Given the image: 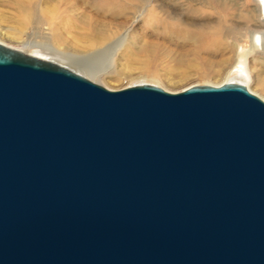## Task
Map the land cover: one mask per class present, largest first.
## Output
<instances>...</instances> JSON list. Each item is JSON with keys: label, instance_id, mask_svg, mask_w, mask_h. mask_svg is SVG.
<instances>
[{"label": "water", "instance_id": "95a60500", "mask_svg": "<svg viewBox=\"0 0 264 264\" xmlns=\"http://www.w3.org/2000/svg\"><path fill=\"white\" fill-rule=\"evenodd\" d=\"M0 264H264V102L0 44Z\"/></svg>", "mask_w": 264, "mask_h": 264}, {"label": "rangeland", "instance_id": "374dc122", "mask_svg": "<svg viewBox=\"0 0 264 264\" xmlns=\"http://www.w3.org/2000/svg\"><path fill=\"white\" fill-rule=\"evenodd\" d=\"M4 1L0 2V44L29 57L54 58L62 67L107 90L152 85L178 93L192 86L232 83L239 79L233 71L241 68L247 76L242 78L247 90L264 102V44L252 53L249 43L254 31L264 43L261 1L115 0L125 10L116 18L106 10L97 12V0L43 2L40 8L47 15L56 8L65 15L66 9L77 17L84 14L85 19L100 24L97 29L105 34L104 39L90 41L84 30L73 29L63 31L65 41L61 42L55 41V28L43 15L30 19ZM218 2L227 8L221 10ZM215 25L228 30L224 45L229 49L225 51L199 50L183 38L185 31L208 33ZM261 63L263 67L258 65Z\"/></svg>", "mask_w": 264, "mask_h": 264}, {"label": "bare ground", "instance_id": "6f19581e", "mask_svg": "<svg viewBox=\"0 0 264 264\" xmlns=\"http://www.w3.org/2000/svg\"><path fill=\"white\" fill-rule=\"evenodd\" d=\"M3 1L4 0H0L1 3ZM50 1L52 0H8L6 2H8L9 5L14 6L19 12H22L23 15H25L26 17L30 19L32 17L38 18V13L43 15L42 17L43 18L45 17L46 22L51 24L55 28L54 33H56V36H57L55 40L56 42H59V41L61 42V40L65 41V39L63 38V33H64L63 31H65L66 33V32L72 31L73 29L84 30L83 31L84 37H86L90 41H96V40L105 38L104 32L101 30L103 33H100L101 31L97 29L101 25L100 24L98 25L95 21H92L93 20L92 18L85 19L86 16L84 17V14L83 15L81 14V16L77 17L75 15L68 14V11L66 9V15H65L64 10H60L56 8L52 10L51 14L47 15L46 13H49V12L43 8H40L41 7L40 5L43 2L47 4ZM97 1H98L97 6H96L97 12L101 13V11L106 10L109 12V15L111 18H116L120 15H124L123 13L125 10H124V6L121 3L118 2L117 4L115 0H97ZM257 1H261L264 7V0H257ZM217 7L220 8L221 10H224L227 8L226 4L223 2H218ZM39 21L41 20L39 19ZM227 32L228 30H225L219 25H215L214 27H212V31L208 33L200 32L199 34H192V33H188L185 31L183 34V38H185V40H187L189 43L197 46L196 48L199 50L205 49V47H212L215 51L219 52L222 49L223 50L226 49L227 47V46L225 47L226 44L224 45V43H226L225 40L228 38L227 36H225L227 35ZM230 33L232 34L233 37L236 35L234 32H230ZM249 39H250L249 43H250V48H251L252 53H256L259 47L261 48L263 47L264 43L262 42L260 37L257 36V33L255 31L249 34ZM227 49L229 48L227 47ZM232 51H234V48ZM32 55L42 61L60 65L59 63H56V61H54L55 60L54 58L49 59V58H44V57H38L34 54ZM245 55H247V53ZM258 65L262 66V63ZM233 72L234 74H237L239 76V79H236L237 82L233 79L234 81H232V83L242 84L247 87L246 82L242 79L243 77L247 78L244 70L239 68Z\"/></svg>", "mask_w": 264, "mask_h": 264}]
</instances>
